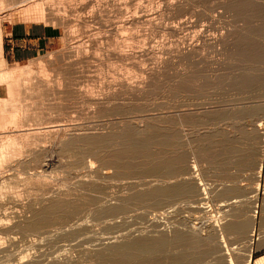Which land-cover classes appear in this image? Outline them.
Segmentation results:
<instances>
[{"label": "rangeland", "instance_id": "374dc122", "mask_svg": "<svg viewBox=\"0 0 264 264\" xmlns=\"http://www.w3.org/2000/svg\"><path fill=\"white\" fill-rule=\"evenodd\" d=\"M12 1H14L13 3L15 4L20 0L18 1L12 0ZM72 1L73 0H46L43 3H39L38 12L42 11L41 8H43L44 11L40 12L37 15V19L32 21H22L19 18L20 14H17L16 11L13 10L11 11L6 7L0 10V24H1L2 34L7 26L19 22L28 25L40 24V25L52 27L56 29L59 35V37L53 41V44L46 51H43L35 59L23 63H10L4 59L5 60L4 66L6 68H20V67L25 68L26 66L27 69L30 68L31 71L34 72L35 76L31 75L30 76L31 79L29 78L27 81L22 82L24 83V86L21 87L22 89L26 87L24 91L25 95H23L24 92H22V97L25 98L26 96V98L30 99L28 100L25 98L26 102L29 103L28 105H30L31 107L32 102L33 104L37 103V105H32V109L28 106L27 107L28 112L30 114L31 112L32 114L36 113V109L42 106L43 111L41 109H37V114H39V112H43L42 114L43 115L45 114L44 116H48V117L43 116L44 118H46V122H51V121L54 122V123L53 122L47 123L44 126H49V127L52 126L51 127L52 130H55V128L56 130L58 129L57 131H54L55 133H53L52 131L49 134L44 135L43 138L41 136L39 139L42 140L39 139L38 140L41 141L42 143H39V141L36 140L35 142L32 143V145L34 144L33 146H37V145L39 146L40 144V147L37 146V149L34 147L36 150L30 146L34 151L31 150V152L29 153L25 152V154L28 153L30 156L31 155L33 156L34 154L35 158L33 161L31 160L33 159L31 158L32 156L29 157V159L31 158L30 159L31 162H30L28 159V154L25 155L24 152H22L21 153L22 157H20V155L17 156L18 160L15 159L16 162L15 163L13 162L16 165L17 162L20 161L22 165L23 164L22 161H24V159L26 158L25 161H27L28 159L27 162L30 163L31 165L24 161L26 168L23 167V170H21L22 169L20 168L21 165L17 169L16 166L11 162V165L13 164L12 165L13 170H11L13 171L12 172L13 174L10 173L11 172L10 169L12 168L10 164H9L10 166L8 165V168L10 167L9 171L8 168H6L7 170L6 169L4 170L5 176H10V174L15 175V173L16 172L19 173L20 170L21 173H23L22 171H24V169L25 172L30 171L28 172L29 174L32 173L33 174L36 173V175L41 174L43 178L49 176L47 175L48 174L47 172H49V174H53V173L55 174V179L53 177L54 175H52V178L54 180H52L51 176L48 177L51 179L52 182L50 181V179L45 180L46 178L45 179L41 178L43 179L44 182L46 181L44 183L45 186L46 184L48 185L54 182V186H52V188H50L51 186L48 185V187L50 186L49 187L50 189L46 186L45 189L47 188L48 189L45 190L43 188L45 186L42 185L39 186V184L38 186L35 183H34L35 185L33 183H32L33 185L24 184L23 180H25L26 178L24 175L28 174L27 172L24 174L19 173L22 178L25 177L23 180L21 178L20 179L18 178L20 176L17 173L18 177L16 178V180L17 179H19V181L21 180L20 181L21 183L18 182L19 183L18 186L20 188L18 187L19 189L18 188L17 189L18 191L20 190L21 192L20 194L22 193L23 194L22 196L19 195L18 197L19 198L18 200L19 201L21 200L20 201L21 203L18 201L13 210L16 211L17 214H19L20 216L23 215L21 217L19 216L20 218L19 220H21L29 215L27 213V208L32 201H37L38 199L39 201L44 202L46 200L48 201V199H53V198L55 199V197L59 198V196L61 198V196L63 197L62 193H65V191L68 194L67 195L65 193L67 195L66 198L68 199L75 198L72 201L73 202L76 201L75 203L79 205L80 211L84 207L83 205H85V207L81 211L82 217L80 216L81 214L80 213L78 217L75 218L74 216V218L72 217L73 219L71 218V221H74L75 224L73 222L72 224L69 219L67 220L68 223L65 222L66 224L63 223L64 225L63 224H60L61 226L59 225L61 228L60 227L58 228L57 224L56 225L54 224L56 227L50 226L52 228L49 227L48 229L46 228L42 229L43 232H40L41 230L38 231L40 233H35V231L32 233L21 232V236H20L19 234L20 232L19 231L16 232L15 230L16 232L15 235L13 234V232H12L13 235L11 234L5 236L0 235V264H19L17 262H20L19 261L20 256L24 257L23 263H26L27 261L30 262L34 261L36 262V264H54L61 261L65 263L64 260L66 261V259H68L67 260L68 263L71 264H96L90 257L91 255L90 252H92L93 250L96 251L98 245H100L99 246L100 248L98 247L97 250L98 249L100 250L103 249L102 246L104 243H105L104 246L106 244L109 245V243L118 244L130 239L128 238L129 236H131V239L133 237L135 239L136 236L138 238H142V236L143 238L145 237L152 238L153 236H154L153 238H157V236L161 234V237L169 238L170 236L171 238L173 234L177 232H181L182 230L183 232L188 231V233L193 232L199 238H204L205 236L208 237L209 236L208 234L213 233L214 231L216 232L215 235L213 233L214 235L213 237L216 238L214 242H212L213 244L212 247L214 246L213 248H215V252L213 250L211 253L207 254L208 256L206 255L207 257L205 256L206 258L203 257L204 260H201L202 259L201 258L199 259L200 262L197 260L198 262H195V264H216L217 260L219 262L217 264H226L228 257L232 259L233 256L234 258L232 260L233 262L234 261L236 262V263L234 262V264H246V262H244L246 255L247 256L249 255L250 257L249 259H251L250 264H253V261L256 258H258L261 255H264V252L255 253V249H258L261 240L264 239V237H261L260 233L257 231L255 227L260 219V216L262 215V211H263L262 208L264 209V91H263L264 78H262L264 77V75L260 74L261 72L264 71L263 70L264 68L260 70V68L264 66V62L262 61L264 59L263 58L264 53H262L264 51V49H262L264 48L263 45L264 34L262 33L264 32L263 31L264 29L262 28L264 27V0H74L75 3L77 2L76 5ZM84 4L86 5V7ZM10 6L11 5L7 7ZM75 6L77 9L74 8ZM255 7L256 10L254 9ZM5 9L6 11H4ZM72 9H75L74 12ZM257 9L260 10L261 13ZM255 11H258L256 12L257 14L254 13ZM241 12H246L249 18L246 15V13H241ZM241 14H244L242 15L243 18L240 16ZM250 14H252L251 16H254L256 14L255 18L254 17L251 18ZM244 16L246 19L247 18L248 19L245 20ZM248 20L252 22V24ZM247 23L248 25L250 24V26L247 25L248 27H250V29L246 27ZM252 26L254 27V29H251L253 28ZM257 28L258 29L262 28V30L260 29V33ZM256 29L259 34H263L261 35V37H259L260 35L257 33ZM250 30L252 31L255 30V31L252 32ZM254 32H256L257 34L255 33L253 35L252 33ZM251 44L254 46V48L252 46H249ZM260 45H261V49L258 48V46L260 47ZM244 48L246 49L244 50ZM250 48H251V52L249 51ZM255 48H257L256 49L257 52L259 49V52L261 53V55H263V57L259 55L260 53L258 52L259 53L258 54L256 50L255 51L252 50ZM241 50H244V52L247 50L248 52H250V55L249 53H247V51L245 52L244 55L243 54L244 52ZM239 52H241L242 54V55L240 54L242 59L245 56H247V59L242 60L239 56ZM255 52L260 56V58L261 57L263 58L261 59V61L258 62L259 56L257 55L258 58H256L257 56ZM236 54L239 56V58L237 57ZM252 56H256V57L249 58ZM254 58L257 59L256 62H258L260 66L261 64L263 65L259 67V64H256V62L253 60ZM244 60L246 62L247 60H249L248 64L251 61H254L255 63L251 62L253 64L250 63L248 65L246 62H242ZM245 64L248 65L249 67L245 66ZM253 65H257L258 67L257 66L254 67ZM71 66L72 69L70 68ZM40 67H44V69L46 68L49 70V71L47 70V73H45L46 75L49 74V72L50 74L52 72V77H55L51 80L50 79L48 80L46 77L49 76V78H52L50 77L51 75L49 74L45 76V78L47 79L45 80V82L41 80V84H43L44 82V84L46 83L47 86L46 84L42 86L40 85L39 79L41 78L38 74H36V71H38ZM245 67H248L249 69L247 68L245 69ZM243 68L247 70V72L245 71L247 74L245 72L243 73L244 71ZM69 69L73 70L71 71L73 73V75L71 73V76ZM56 70H58L61 73V75ZM65 70L67 71V73ZM257 70L261 71V72L259 71L260 72L259 74H256L257 75L256 77H260V78H256L254 77L255 74H252L257 72ZM64 71H65L64 73L65 76L63 74ZM238 71L241 73L240 76H239L240 73ZM55 72H57L58 74ZM54 73L56 74L55 76H53ZM74 73L77 78L73 77L75 76ZM237 73L239 74L237 75ZM62 74L64 78L59 77L62 76ZM244 75L246 76V78L248 77L247 79L253 76L254 80L258 79L257 81L261 83L259 82L255 83L256 81L253 82L254 80H252V82L251 80L249 82L247 80H245L247 82L242 81L243 77L245 79ZM32 78H34L35 80H33ZM58 78L59 79L61 78L60 81ZM237 78H239L237 82L241 80L242 84L243 82H245L246 84L251 82L252 84L250 83L251 85L249 84L250 86L247 85L246 87L245 83L242 85L239 82V86L240 85L241 86L238 87V85L234 84L237 83L235 80ZM36 79H38L39 81ZM56 79L58 80L59 88H57ZM61 80L63 82H61ZM232 80H235V82ZM28 81L30 83H28ZM48 81L50 82L49 84L47 83ZM52 81L54 82V85ZM31 82L33 84L37 83L40 86L37 87V84L33 85ZM126 82L128 83V85L126 84ZM62 83L65 84L64 86L66 87V89L64 88ZM122 83L124 84L122 85ZM50 84L53 85L52 86L54 87L53 89L50 86ZM74 84H76V86ZM28 85L31 86L29 87ZM73 85L75 86V88H73L74 87ZM35 86L37 88H35ZM127 86L130 89H128ZM31 87H33V89ZM40 87L44 90H42ZM39 88H40V92L38 91ZM69 88L71 90L73 89L72 90L73 92H71ZM81 88H83L82 91L83 93H81L82 90ZM34 89L39 93V94L37 93L38 97L37 94H35L36 91L34 92ZM48 89L52 90V92L50 91L51 92L50 93ZM78 89H79V93H78ZM56 90H58L57 91L58 93L56 92ZM64 90H69V92L71 93L67 91L64 92ZM75 90L77 91L75 92ZM29 91L31 92L29 93ZM54 92L56 93L54 94ZM72 93L74 94L77 93L79 99L76 100L77 98L76 96H74L75 98H69V97H73V95H71ZM66 94H70V96L69 95L65 96ZM41 95H43V97ZM50 95L51 98H49ZM52 95L54 96L52 97ZM91 95H93V97ZM44 96L46 98L48 97V99L44 98ZM41 97L43 100L41 99ZM35 98L37 99L36 100L37 102L35 101ZM92 98H94L96 101L94 99H93L94 101L91 100ZM111 98H115V102H114L115 104L112 102L113 99L111 100ZM123 98L126 99L124 100ZM72 99H74L75 102H73L74 100ZM105 99L106 101L109 102L110 105H112L113 110H111L110 108L111 106L108 104V102L105 103L106 102ZM139 100H141L142 102L141 101L139 102ZM53 101L58 102L59 104L57 105V103L54 102V104L58 106L57 107L58 109L56 108L57 112L54 107L55 105L52 104ZM76 101H77V105H76ZM131 101L132 103H130ZM95 102H99V106L96 103L97 110L99 108V111L96 110ZM102 102L105 103L104 104L105 106H102L103 104ZM144 102L146 104H142ZM38 103L39 104L43 103V104L39 106ZM72 103H74L73 105L76 106L75 107L72 106ZM100 104H101V108L103 107L101 110H100ZM115 105L118 106L117 109L119 108L120 112L115 109L116 108ZM123 105H126V108L125 106L123 107ZM146 105L148 107H146ZM35 106L37 108H34ZM50 106L51 108H54V110L47 109L48 107L50 108ZM70 106H72L73 108H71ZM119 106L122 107L123 109L121 110ZM43 107L46 108V110H44ZM29 108L33 111H31ZM138 108H141L142 112L141 109ZM143 108L144 109L146 108V110L144 111ZM114 110H116L117 113L113 112ZM136 110L139 116L136 115L137 114ZM58 111L60 114L61 113L62 114L60 115ZM73 111L75 112L73 113ZM104 111H105V116L107 115V117L104 116L102 117V115H104ZM143 111L146 114L145 116L146 120L145 118H143L144 117V114H142ZM50 112H52L51 114L53 116H57V117H53L55 118V120H53V118L52 120H50V118L52 117L50 116L49 118V115L51 114L48 113ZM96 112H98L99 115H97ZM100 112L103 114H101ZM123 112H125L124 116L122 115ZM130 112L132 113L130 114ZM139 112H141V114ZM71 113L73 114L72 120H70L71 119L70 117L72 116ZM110 113H114V114L116 113L121 115L118 116L114 115V117H112L113 114L110 115ZM251 113L254 114L251 116ZM99 116H101L102 119ZM108 116H111L109 118L112 121L108 119ZM126 116L129 118H127ZM59 117L61 119L62 118H66V119L61 120ZM57 118H59L61 122ZM106 118L109 121H107ZM112 118L115 120L116 124L114 123V120ZM139 118L142 120H140ZM67 119L69 121H67ZM63 120L64 122H62ZM119 120L121 122H119ZM110 121L112 123L111 125L110 124L108 125ZM126 121L130 123L131 122L134 123L129 124L126 123ZM258 122L260 124L262 123L260 127H256L259 124ZM256 123L258 124L256 125ZM57 124H59L60 126H58ZM54 125H56L57 127H55ZM36 127L39 128L40 126L39 127L36 126ZM66 127L71 128V130L68 128L66 129ZM77 127H79L80 129ZM134 127L141 131L142 129L145 130V131L143 130L144 134L142 133L145 137L144 136L142 137L141 134V138H147L151 136L152 133L154 134V131H158L160 135H163V137L167 139L166 141L169 140L168 144L172 145L171 143L172 139L173 140L175 139V144L172 145L173 149L171 151L166 150L167 151L166 154L180 155L182 158H184V161L187 165H189V163L191 165L196 162L195 165L197 170L195 173L198 174H194V172L191 171L188 174L189 175L192 174L194 176L193 178L192 175H190L191 177H189V175H184V177L178 176L181 177L182 179L178 177H175L176 179L172 177H168L165 174H163V176L165 175V177H161V175L154 176L152 174L150 176H145V174L142 176L141 174L140 177L141 176L143 177V178L141 177V179H139L140 177H138V174L135 175L133 174L132 176L128 175L129 178L126 177V179L123 175L121 176L117 175L119 177L118 178L115 175L116 172L114 168L107 169L108 167L110 168V165L106 164V160L110 159L112 156L111 151L109 150L110 151L109 152L108 149L110 148L112 151H114L113 149H116L115 147H118L117 145H115L118 142L113 143L115 147L110 142L108 143H110V146L112 144L111 147H109L108 143L106 144L107 146L105 145V143L102 146V143L104 142L107 136L109 137L108 134L110 132H111L110 134H113L114 132H119V129L120 130L122 129L125 132L127 131L125 129L132 130ZM135 128L133 130L136 131ZM8 129L11 130L12 128L8 127L6 131H8ZM86 129L89 130L87 131ZM74 130H77V132ZM84 130L85 132L86 131L88 132V134L87 132L85 133V135H88V139L90 137V134L92 133L91 138L93 140L90 138V141L92 140L93 143L88 141L87 137H84L85 136ZM70 132L74 136L71 137L72 134H70ZM74 132L76 133V135ZM78 132L79 133L83 132V135L79 134ZM63 133L66 134V136ZM77 135L79 138H77ZM94 135H95V139L97 138L96 140L93 138ZM44 137L47 138V140ZM80 137L81 138L83 137V139H81ZM99 137L100 140L101 139L103 140V142L102 140L101 141L99 140ZM102 137L103 138L105 137V139H103ZM57 138L59 140H57ZM84 138L86 141H84ZM64 139L67 142L64 141ZM31 140H33V138ZM48 140L50 141L49 143L47 142L48 143L47 144L46 141ZM69 141L71 143L74 142L73 144H75V145L72 144L73 147L71 145L72 148H74V146L75 148L76 146L78 148V145H80L78 150H81V152L78 151L77 153V151L74 150L75 148L72 149L71 147L69 148H71L72 151L69 148L66 149V147L63 149L62 146L66 145V143H68ZM52 142H55L53 143V146H52ZM96 142H98L97 143L98 146L101 145L100 147L102 148H99L96 144L97 149L96 148L94 149V147H96L94 146ZM35 143L37 145H35ZM83 143L86 144V149L88 145H90V147L88 146L89 148L87 149V151L89 150V152L83 151L84 158L82 157L81 160L80 158L81 156L79 154L82 153V150H86L84 149L85 146H83ZM41 144L42 146L43 144L45 145L46 149L44 151L47 152L41 150L42 149ZM59 144L60 145L62 144L61 146L62 148L60 147ZM56 146L57 147L59 146L61 149L59 148L58 151V148ZM45 147L43 146V148ZM106 147L107 150L105 149ZM205 147H207L208 149L206 150ZM98 149H101L103 153H101L100 150ZM102 149H105L107 153L105 152V150ZM61 150L63 152L70 151V153L74 151L72 154H69L70 156L71 155L73 156L69 157L68 159L73 160L72 158L74 157V153H76L74 158L76 159V161L81 160L82 165L83 164L86 165L90 160L89 162L90 163L92 162L91 165L93 164L92 167L89 168L90 163H88L89 166L87 164L86 167L85 165L80 167L81 165L78 166L77 165L78 163L75 162V160H73L72 161L73 163L67 161L69 163L68 166H70V168L74 167L72 168L73 170H76L77 168V170L79 171H73L72 169L65 170L68 166L66 168L61 166L67 165V163H65L66 162L65 160H68L67 156L69 155H67L68 153L66 154L65 152L63 153V155L65 156L64 157L61 153L62 152ZM95 150L96 151L98 150L97 152L98 154L96 152H93ZM39 152L42 153L40 155L39 154L37 155V153ZM58 152H60L62 156L58 154ZM94 153L97 154V155L95 154L97 158L94 157L93 155ZM98 155L103 156L104 160L103 159L102 160L103 162L105 161L104 164H106L107 167L104 164L101 165V163L103 162L102 160L99 161L100 157ZM105 155L109 156L110 158L106 159ZM57 156H59L60 158ZM93 158L95 159L93 160ZM85 161L87 163H83ZM258 161L261 163L260 173L257 172V167H258L257 165L259 164ZM78 162L79 164L81 163L80 161ZM257 162L258 164H256ZM26 163L28 165H26ZM42 163L46 165L43 167ZM56 164L58 166H56ZM73 164H75V166L77 167L75 168V166H72ZM96 165L98 169L97 167H95ZM100 165L101 168H103L104 165L105 169L104 168H103L104 170L101 169L99 167ZM22 166H24V164ZM44 168L45 171L43 170ZM55 168H58V170L57 169L55 170ZM81 168L83 170L85 168L84 171L89 174L84 173V171L81 170ZM86 168L88 169V171ZM96 169L98 173L96 172ZM54 170L58 172L57 173L53 172ZM94 170L96 173L94 172ZM109 170L115 173L114 176L112 172L111 173L109 172ZM90 171L91 172L93 171L92 172L93 174L90 173ZM60 172L61 173L63 172L64 174H61ZM75 172H79L81 174L83 172V175L79 173L76 174ZM57 174L59 175L60 179ZM96 174L102 175V176L97 175L99 179H103L102 182L101 180L100 181L98 180ZM63 175L64 176L66 175L68 179L69 176L71 177L72 175L73 177H71L70 179L73 178L72 181L75 180L77 182L74 181L73 182L75 184L74 185L70 183L71 181L67 180V178L64 177ZM78 175L81 177H79ZM92 175L95 176L94 179L98 180V182L93 180ZM122 176L123 179L121 178ZM61 177L63 178V180L64 178H66L64 180L65 181L64 183H66L67 180L68 184L66 183V185H64V183H62L63 180L61 181ZM83 177L87 180V182L89 180V183H87L86 181L84 182ZM159 178H161V180ZM183 178H185V180ZM57 179L58 181L56 182L55 180ZM78 179L80 181H78ZM159 180L161 181L160 183ZM162 180H166V182ZM181 180L189 181L193 185V190H195V188L198 187V185L196 184L201 183L202 185L199 186L200 189L196 192V194L193 193L190 196L187 195L176 196L170 202H167L166 200L163 199L165 203H163L161 206H158V209H156L157 207H155L156 210L154 209V207L149 208L148 206L146 207L141 205L135 206L129 203L126 205L125 209L122 210V212L121 211L117 212V214H114V216L113 215L101 216L102 218L98 217L100 219L98 220L97 216L93 215L95 212L94 209H96L97 211L102 207L105 208L108 206H113V205L115 206V204H117L116 206H119L120 205L119 202H123V200L125 201V199L129 198V196L131 197L133 193L138 192L137 190H140L143 186L145 187H143L142 189L144 188L146 189V187L147 188L153 187L154 184L157 185V183L161 184L162 182L165 183L171 182L169 184H173ZM49 181L50 183H48ZM55 182H56V186L61 187L62 192L60 188L57 189V187H55ZM78 182L81 183V185L83 184L82 185L83 187L81 185L77 186ZM69 183L72 185H70ZM84 183H86L85 185L86 187H84ZM98 183L101 185L99 186ZM102 183L103 184L109 183V185L105 184L107 185L106 187H108V189H106L105 185H102ZM145 183L147 184L150 183L151 185L153 184V186H146ZM61 184L63 185V187ZM93 184L98 185L99 188L101 189L98 190L97 189L98 186H96L97 187L95 188L96 190L95 189L92 190L94 186ZM140 184H145V185L142 186ZM27 185L30 186L27 188V190L30 189L29 192L26 190ZM23 186L25 188L24 191L22 190ZM256 186L258 187L257 189ZM35 187L38 189L37 190L38 192L36 191ZM54 187L56 189H54ZM80 187L82 188V191L80 190L79 192ZM89 188L90 190H92V192L89 190ZM31 189H33L34 191L33 190L31 191ZM41 189L44 190L41 191ZM83 189H85V191ZM201 189H204L205 192L204 191L202 192ZM49 190L52 192H50ZM53 190L55 191L54 193ZM134 190L136 191L133 192ZM44 191H46V194L49 191V196L51 198L48 195L46 196V194L44 195L45 193ZM56 191L58 192L57 194ZM36 192L38 196L35 195ZM41 192L44 193L42 194ZM78 192L80 195L78 194ZM82 192L83 194H81ZM84 192L86 195H84ZM89 192H91V194ZM32 193H34V195L32 196L33 198L31 197ZM39 193L41 194V197L43 198L48 197V198L44 199V201L41 200V198L39 197L40 195ZM52 193L54 194V196L50 195ZM93 193H95L96 195L93 196ZM69 194H72L73 196ZM75 194L77 196H75ZM97 195L99 198L97 197ZM34 196H36L35 198L36 200L34 199ZM68 196H72V197H68ZM79 196L80 199L78 198ZM81 196L84 197L88 196L87 199L90 200L85 201L86 199H84ZM105 197L106 198L110 197V198L105 199ZM29 198L33 200L29 201ZM92 198L96 199L97 201L99 199L102 201L99 200L97 202L95 200L94 202H97L98 204L94 203L95 206L94 207L92 203L94 199ZM103 198L105 199V201H103L104 200ZM231 198H234L235 202H231L229 200ZM110 199L111 201L110 202L107 201V203L109 202L107 204L106 200H110ZM81 200L84 202L81 203L82 202ZM91 200L92 202H90ZM112 201H114L113 205L111 204ZM99 202L101 203L104 202L103 203L104 205H102V207L101 205L99 206L100 204ZM19 203L22 205V208L20 207L21 205H19ZM33 203L35 207L36 206L35 202H32L31 205L33 207ZM105 203L107 206L105 205ZM87 205L89 206L91 205L90 206L91 208L94 207L92 209L94 212L91 210V212L93 213L91 214L93 219L90 216L91 212L89 211V209L91 208ZM96 205H98V207L100 208H96ZM18 206L20 207L21 210L19 209ZM38 206L40 205L37 204L36 207L39 208ZM24 208L26 209V211H23L25 210ZM18 211L21 212L18 213ZM83 211L84 213L90 212L88 215L91 218L85 213L87 215L86 217ZM7 212H11V209H9V211ZM25 213L27 214V216L25 215ZM253 215L255 216V218H253L254 226L252 224L251 225L248 224L251 223L250 222L251 220L248 219L250 218L252 219ZM94 217H96V219ZM77 218L78 221L75 222ZM81 218H83L84 220L83 219L81 220ZM69 222L71 224H69ZM78 222L79 225L84 224V225H80L81 227L85 226L84 229H81V227H77ZM234 223L237 225L239 224L238 227L237 225L236 227L239 229L241 228L240 229L241 231L238 230L232 232L231 230L227 231L225 229L226 228L225 226L227 225L231 226L230 224H234ZM108 224L110 226H108ZM72 225L73 227H71ZM74 225L76 226L74 227ZM64 226L66 228L69 227L70 230L67 228L69 232L67 233L69 235L66 234V230H65L66 228L64 229L62 228ZM55 228H58L56 230L58 232L55 231ZM76 228L77 229L79 228V232L77 231ZM49 229H52L50 231L53 232H49ZM62 229L64 230V232ZM85 229L86 231L87 230L88 231L85 232ZM252 229L254 230V232H252L253 231ZM46 230L48 231V233H46L47 232ZM71 230L73 232L70 233ZM74 230L78 232L77 237L75 236L76 231ZM80 230L83 231H81L80 233ZM209 230H213V231L209 232ZM249 231L252 232L251 237L248 236L249 234H251ZM59 232L61 233L59 234ZM236 232H239V234ZM241 232L244 233L243 235L245 234L246 235L239 238L240 236H242ZM33 233L38 235L37 236L33 235ZM82 233L84 234L82 235ZM23 234H25L27 237H24L25 235ZM71 234H74L73 238L76 237L74 240ZM216 234L218 237L216 236ZM56 235L58 236L57 238ZM66 235L68 237L65 238ZM123 235L124 236L126 235L125 237L128 239L123 238L124 237ZM70 236L72 239L69 238ZM220 236H222L221 238L224 239L225 242L224 241L223 242L226 244V247L229 246V250H231L230 247L231 248L233 246L235 247V249L233 247L231 253L228 250L229 253L227 252L225 254L224 252L225 247L222 246L224 244L222 242L223 239L221 240ZM247 237H249L251 244L249 243V240H247ZM250 238H252V240ZM219 239L220 241H218ZM221 246L223 248H221ZM86 250H88L89 252H87ZM179 251L174 250L171 253L174 252L177 253ZM223 252L226 256L223 254ZM225 257L227 259H225ZM54 259H56L55 260L56 262L53 261ZM69 260H73V261H69Z\"/></svg>", "mask_w": 264, "mask_h": 264}, {"label": "bare ground", "instance_id": "6f19581e", "mask_svg": "<svg viewBox=\"0 0 264 264\" xmlns=\"http://www.w3.org/2000/svg\"><path fill=\"white\" fill-rule=\"evenodd\" d=\"M18 1V0H17ZM46 0H20L19 2H17V3H13L14 1H12V0H0V10H2V9H4L5 7L7 8V9H10L11 11L13 10V11H16V13L17 14H20V19L22 20V21H32V20H36L37 19V15L40 13V12H43L44 10H43V8H41V10L42 11H40V12H38V4L39 3H43V2H45ZM16 2V1H15ZM72 2H74V0L72 1ZM75 3V2H74ZM77 3V2H76ZM76 3H75V5H76ZM9 5H11L10 7H7V6H9ZM82 5H83V3H82ZM85 5V4H84ZM240 5V4H239ZM242 5H243V3H242ZM41 6V5H40ZM72 6V5H71ZM74 6V5H73ZM81 6V5H80ZM85 7H86V5H85ZM238 7V6H237ZM70 8H72V7H70ZM74 8H76V6L74 7ZM239 8V7H238ZM77 9V8H76ZM79 9V8H78ZM251 9V8H250ZM255 10H256V7L254 8ZM73 10V12H74V10L75 9H72ZM258 10V9H257ZM4 11H6V9L4 10ZM252 11V10H251ZM254 11V10H253ZM259 12H260V10H258ZM258 11H255L254 13H256V12H258ZM8 12V11H7ZM241 13H246V12H241ZM261 13V12H260ZM253 14V13H252ZM252 14H250V16L252 15ZM257 14V13H256ZM256 14L254 15V16H251V18L252 17H254L255 18V16H256ZM242 15H244V14H241L240 16L242 17ZM246 15L248 16V14L246 13ZM245 15V16H246ZM7 16V15H6ZM245 16H244V18H245ZM8 17V16H7ZM243 18V17H242ZM248 18H249V16H248ZM247 18V19H248ZM246 18H245V20H247ZM249 21V20H248ZM250 22V21H249ZM248 22V23H249ZM248 23L246 24V27L248 28V29H250V27H248V26H250V24L248 25ZM251 24H252V22H250ZM248 25V26H247ZM245 27V28H246ZM253 27V26H252ZM259 28V27H258ZM257 28V29H258ZM263 29H264V27H262ZM262 28H260L261 30H262ZM251 29H254V27L253 28H251ZM257 29H256V31H257ZM260 29H258V31H259V33H260ZM247 30V29H246ZM250 31H252V30H250ZM253 31H255V30H253ZM252 31V32H253ZM258 31H257V33H258ZM264 31V30H263ZM262 32V31H261ZM256 32H254V33H252L253 35L255 34ZM256 33V34H257ZM258 33V34H259ZM263 34H264V32H262ZM263 34H259L258 36L259 37H261V35H263ZM251 35V34H250ZM264 37V36H263ZM262 37V38H263ZM261 38V39H262ZM264 41V40H263ZM254 45H257V44H254ZM264 45V44H263ZM249 46H252L253 48H254V46L251 44V45H249ZM251 47V48H252ZM263 47V46H262ZM251 48H250V52H251ZM258 48L259 49H261V45H260V47L258 46ZM246 48H244V50H245ZM257 48H255V49H252L253 51H255ZM259 49H258V52H259ZM262 49H264V48H262ZM244 50H241V51H243L244 52ZM247 51V50H246ZM245 51V52H246ZM242 52V53H243ZM245 52L243 53L244 55H245ZM250 52H248L247 51V53H249V55H250ZM256 52H257V50H256ZM255 52V53H256ZM257 52V53H258ZM262 52V51H261ZM253 53V52H252ZM251 53V54H252ZM256 53V56L260 53H258L257 54ZM262 53H264V51L262 52ZM240 54H241V52H239V56H240ZM254 54V53H253ZM252 54V55H253ZM237 55V54H236ZM242 55V54H241ZM247 55V54H246ZM255 55V54H254ZM259 55H261V53L259 54ZM258 55V56H259ZM239 56L237 55V57L239 58ZM256 56H252V57H249V58H253V57H256ZM258 56L256 57V58H258ZM262 57H263V55H261ZM246 57V58H245ZM243 59H247V56H245ZM260 58V56H259V59H258V62L259 61H261V59H263V58ZM240 58H241V56H240ZM248 58V59H249ZM256 58H254L253 60L256 62L257 61V59ZM242 59V58H241ZM242 59V60H243ZM256 59V60H255ZM252 60V59H251ZM250 60V61H251ZM254 61H251V62H254ZM263 62H264V59L262 60ZM242 62H246L245 60L244 61H242ZM248 62H249V60H247V64H248ZM250 62V63H251ZM254 62V63H255ZM258 62H256V64H259ZM249 63V64H250ZM261 63V62H260ZM248 64V65H249ZM251 64H253V63H251ZM5 60H4V57H3V49H2V29H1V24H0V235H9V234H11V235H15V233L16 232H20L19 234H20V236H21V232L23 233V232H34L35 231V233H40V232H43L42 231V229H48L50 226H53V227H56L55 225L57 224V226H58V228L61 226L60 224H63V223H68V221L67 220H69L70 219V221H71V218L73 217L74 218V216H75V218L76 217H78V215L81 213V211L83 210V208L85 207V205H83L84 207L82 208V210L80 211L79 209H80V207H79V205H77L75 202L76 201H72V200H74V199H72V198H70V199H68V198H66V196L68 195L67 193H66V191H65V193L67 194H65V193H62V195H63V197L61 196V198H60V196H59V198H56L55 197V199L53 198V199H48V201L46 200V201H44V199H47L48 197H46V198H43V197H41V194L39 195V197L41 198V200H43L44 202H46V203H44V202H42V201H39L38 199H37V201H32L31 200V198H29V201L31 200L32 202H35V204H36V206H37V204L38 205H40V206H38L39 208H37L36 206L34 207V203H33V207H32V205H31V203H30V205L28 206V208H27V213L29 214L28 216H27V214L25 213V215L27 216V217H22L23 219H21V220H19L20 218H19V214H17V212L16 211H14L13 209H14V207H15V205H16V203L19 201L18 199V197H19V195H21L22 196V194H20L21 192H20V190L18 191V189L20 188L19 186H18V182H20L19 181V179L21 178L22 180L25 178V180H23L24 182V184H36L37 186H38V184H39V186L40 185H42V186H45V182L43 181V179H45V180H47V179H50V178H48V177H50L51 176V178H52V175H54L53 177H54V179H55V174L53 173V172H56L55 170L57 169L58 170V168H55V170L52 172L53 174H49V172H47L48 174L47 175H49L48 177H44L43 178V176L40 174V175H36V173H32V174H29L28 172H30V171H26L28 174H25L23 177L24 178H22L21 177V175L19 174V173H21V170H23V167L24 168H26V166H25V163H24V161L26 160V158L24 159V161H22L23 162V164H24V166H22L21 165V162L19 161V162H17V164L15 165L14 163L16 162V160L15 159H17L18 157L17 156H19L20 155V157H22L21 156V153L22 152H24V154H25V152H31V150L32 151H34L33 149H37V144L35 143V145H37V146H33L32 145V143L33 142H35V140L36 141H39V140H42V139H39L41 136H42V138H43V136L44 135H46V134H49L50 132H52L53 131V133H55L54 131H57L56 130V128L55 127H57L56 125H54L55 127V130H52L51 129V127H49V126H44L45 124H47V123H51V122H53V121H51V122H46V118H44V117H48V116H44L42 113L43 112H39V114H37V109H41L42 111H43V109H42V106H41V104H43V103H41V104H39V106H41V107H39V108H37L36 106L34 107V108H37L36 109V113H33L32 114V112L31 111H33V110H31L32 109V105H37V103H35V104H33V102H32V104H31V107H30V105H28L29 103H27L26 102V99H28V98H26V96H25V98H23L22 97V92H24L25 91V88L24 89H22L21 87L22 86H24V83H22V82H24V81H27L29 78H30V76L32 75V76H35V74H34V72H32L31 71V69L29 70V69H27L26 68V66H25V68H23V67H20V68H6L5 66ZM244 65V64H243ZM242 65V66H243ZM248 65H246L245 64V66H248ZM263 64H261V66H262ZM69 66V65H68ZM68 66H66V67H68ZM250 66H252V65H250ZM254 67L255 66H257V65H253ZM260 66V64H259V67H261ZM244 67V66H243ZM249 67V66H248ZM248 67H245V69L247 68V69H249ZM253 67V68H254ZM258 67V66H257ZM71 69H72V66L70 67ZM242 68V67H241ZM240 68V69H241ZM253 68H251V69H253ZM262 68H264V66H262L261 68H260V70L262 69ZM240 69H239V71H240ZM244 69V68H243ZM242 69V70H243ZM244 69V71H243V73L246 71L247 72V70H245ZM250 69V70H251ZM256 69V68H255ZM254 69V70H255ZM258 69V68H257ZM47 70L48 69H44V67H40V69H38V71H36V74H38L39 76H40V78L41 79H39L40 80V85L42 86V85H45L44 84V82H45V80H51V79H53V78H55V77H52V72H51V74H50V72H49V74L51 75L50 77H52V78H49V76L48 77H46L45 78V76H47V75H49V74H45V73H47ZM54 70V69H53ZM70 70V69H69ZM242 70H241V73H242ZM260 70H257V72H255V71H253V72H255V73H252V74H255L254 75V77H256L257 75L256 74H259L261 71ZM264 70V69H263ZM262 70V71H263ZM49 71V70H48ZM56 71H58V70H56ZM62 71H63V69H62ZM66 71V70H65ZM65 71L63 72V74L65 73ZM71 71H73V70H70V76H71ZM238 71V72H239ZM260 71V72H259ZM245 72V73H246ZM264 72V71H263ZM263 72H261L260 74H262V75H264V73ZM55 73H57V72H55ZM54 73V75L53 76H55L56 74ZM58 73H60L59 71H58ZM57 73V74H58ZM66 73H67V71H66ZM240 73V72H239ZM239 73H237V75L239 74ZM241 73L239 74V76L241 75ZM250 73V72H249ZM34 74V75H33ZM63 74H62V76H63ZM247 74V73H246ZM251 74V75H252ZM60 75H61V73H60ZM72 75H73V73H72ZM74 75H75V73H74ZM249 75V74H248ZM37 76V75H36ZM62 76H59V77H61V78H64V76H65V74H64V76L62 77ZM66 76H68V75H66ZM238 76V77H239ZM243 76V75H242ZM241 76V77H242ZM245 76V75H244ZM258 76H261V75H258ZM57 77V76H56ZM73 77H76V75L75 76H73ZM250 77V76H249ZM253 76H251V78H249V79H247L246 78V76H245V79H244V77H243V80L242 81H245V80H247L248 82L251 80V82H252V80H254V77L252 78ZM60 78V79H61ZM77 78V77H76ZM256 78H260V77H256ZM255 78V79H256ZM262 78H264V77H262ZM31 79V78H30ZM33 80H35L34 78H32ZM59 79V78H58ZM60 79H59V81H60ZM66 79V78H65ZM73 79V78H72ZM239 78H237V79H235L236 80V82H237V80H238ZM36 80H38V79H36ZM38 80V81H39ZM41 80H43L44 82H43V84H41ZM57 80V79H56ZM64 80V79H63ZM67 80V79H66ZM77 80H79V79H77ZM235 80H232V81H234L235 82ZM258 80V79H257ZM257 80H254L253 82H255V83H257V82H259V81H257ZM260 80V79H259ZM262 80V79H261ZM55 81V80H54ZM65 81V80H64ZM241 80L239 81L240 83L242 82ZM247 81H245V82H247ZM34 82V81H33ZM53 82V81H52ZM56 82V81H55ZM61 82H63L62 80H61ZM233 82V83H234ZM239 82H237V83H234L235 85H238V87H240L239 86ZM245 82H243V84L245 83ZM250 82V83H251ZM22 83V84H21ZM28 83H30L29 81H28ZM32 83V82H31ZM39 83V82H38ZM48 84L50 83L49 81L47 82ZM65 83V82H64ZM250 83H245V86L247 87V85H249ZM259 83H261V82H259ZM263 83V82H262ZM33 84V83H32ZM31 84V85H32ZM37 84V83H36ZM35 83L33 84V85H36ZM57 88H59L58 86V80H57ZM63 84V83H62ZM124 83H122V85H123ZM126 84L128 85V83L126 82ZM242 84V83H241ZM242 84V85H243ZM252 84V83H251ZM250 84V85H251ZM27 85V84H26ZM30 85V86H31ZM40 85H38L37 84V87L38 86H40ZM53 85H54V82H53ZM52 84H50V86L52 87L53 86ZM65 84H63V86H64ZM75 86H76V84H74ZM73 85V86H74ZM249 85V86H250ZM264 85V84H263ZM263 85H262V87H263ZM29 86V85H28ZM29 86V87H30ZM46 86H47V84H46ZM49 86V85H48ZM49 86V87H50ZM62 86V87H63ZM75 86L73 87V88H75ZM131 86V85H130ZM34 87V86H33ZM33 87H31L32 89H33ZM36 86H35V88H37ZM50 87V88H51ZM60 87H61V85H60ZM69 87V86H68ZM80 87V86H79ZM82 87V86H81ZM124 87V86H123ZM125 87H126V85H125ZM124 87V88H125ZM128 87V86H127ZM242 87H244V86H242ZM30 88V89H31ZM41 88V87H40ZM40 88H39V92H40ZM48 88V87H47ZM54 87H52V89H53ZM56 88V87H55ZM56 88V89H57ZM64 88L66 89V87L64 86ZM71 88V87H70ZM69 88V89H70ZM77 88H78V85H77ZM132 88V87H131ZM249 88V87H248ZM264 88V87H263ZM42 89V88H41ZM82 90H81V93H83L82 91H83V88H81ZM126 89V88H125ZM128 89H130L129 87H128ZM262 89V88H261ZM42 90H44V89H42ZM47 90V89H46ZM55 90V89H54ZM60 90V89H59ZM71 90V89H70ZM73 90V89H72ZM71 90V92H73ZM36 90L34 89V92H35ZM48 91L50 92H52V90H50V89H48ZM58 90H56V92H57ZM69 92V90H64V92ZM77 90H75V92H76ZM264 91V90H263ZM31 91H29V93H30ZM32 92H33V90H32ZM50 92V93H51ZM56 92H54V94L56 93ZM60 92V91H59ZM71 92H69V93H71ZM27 93V92H26ZM38 92L36 91V93L35 94H37ZM58 93V92H57ZM78 93H79V89H78ZM39 94V93H38ZM38 94H37V97H38ZM53 94V93H52ZM23 95H25V92H24V94ZM30 95V94H29ZM32 95V94H31ZM45 95H46V93H45ZM48 95V94H47ZM67 95H69L70 96V94H66L65 96H67ZM71 95H73V97H69V98H75L74 96H76L77 98H76V100L77 99H79V97H78V95H77V93H72ZM40 96V95H39ZM42 97H43V95H41ZM49 96V95H48ZM54 95H52V97H53ZM82 96V95H81ZM92 97H93V95H91ZM36 97V98H37ZM42 97H41V99H42ZM35 98V101L38 99H36ZM44 98H46L45 96H44ZM49 98H51V95H50V97ZM66 98V97H65ZM68 98V97H67ZM91 98V97H90ZM40 99V98H39ZM46 99H48V97L46 98ZM45 99V100H46ZM60 99V98H59ZM58 99V100H59ZM94 98H92L91 100H93ZM103 99V98H102ZM101 99V100H102ZM114 101H113V100ZM124 99V98H123ZM126 99V98H125ZM124 99V100H125ZM28 100H30V99H28ZM27 100V101H28ZM43 100V99H42ZM50 100V99H49ZM53 100V99H52ZM55 100H57V99H55ZM64 100V99H63ZM66 100V99H65ZM72 100H74V99H72ZM71 100V101H72ZM95 100V99H94ZM93 100V101H94ZM99 100V99H98ZM97 100V101H98ZM104 100V99H103ZM108 100H109V98H108ZM111 100H112V102L114 103L115 102V98H111ZM34 101V100H33ZM48 101V100H47ZM60 101H62V100H60ZM96 101V100H95ZM105 101H106V99H105ZM135 101V100H134ZM141 100H139V102H140ZM37 102V101H36ZM38 102H39V100H38ZM46 102V101H45ZM54 102L55 101H53V105H55L54 107H55V110H56V108L58 107V106H56V104H54ZM70 102V101H69ZM73 102H75V100L73 101ZM108 101H106L105 103H107ZM142 102V101H141ZM55 103H57V105H59L58 104V102H55ZM71 103V102H70ZM69 103V104H70ZM96 103L98 104V106H99V102H95V107H96ZM103 103V102H102ZM101 103V104H102ZM105 103H103L102 104V106H105L104 104ZM130 103H132V101L130 102ZM50 104V103H49ZM52 104H51V106H52ZM74 103H72V106H74L73 105ZM101 104H100V110L103 108H101ZM108 104H109V102H108ZM115 104V103H114ZM124 104V103H123ZM137 104V103H136ZM142 104H146L145 102L144 103H142ZM45 105H46V103H45ZM71 105V104H70ZM76 105H77V101H76ZM75 105V106H76ZM107 105V104H106ZM110 105V104H109ZM30 107L29 109L31 110L30 112H31V114L28 112V109H27V107ZM48 106V105H47ZM51 106H50V108L48 107L47 109H53L54 110V108H51ZM72 106H70L71 108H73ZM74 106V107H75ZM94 106V105H93ZM111 107V110H113L112 108V105H110ZM116 106V105H115ZM125 106V108H126V105H123V107ZM131 106V105H130ZM136 106V105H135ZM109 107V106H108ZM117 107L118 106H116V110H120L119 108L117 109ZM120 107V106H119ZM128 107V106H127ZM146 107H148L147 105H146ZM44 108V107H43ZM90 108V107H89ZM121 108V110L123 109L122 107H120ZM124 108V109H125ZM129 108V107H128ZM58 109V108H57ZM109 109V108H108ZM130 109V108H129ZM129 109H127V110H129ZM138 109H141V108H138ZM144 109V108H143ZM40 110V111H41ZM44 110H46V108H44ZM96 110H97V107H96ZM110 110V111H111ZM116 110H114L113 112H116ZM126 110V111H127ZM146 110V108L144 109V111ZM39 111V110H38ZM70 111H72V110H70ZM97 111H99V108H98V110ZM109 111V112H110ZM131 111V110H130ZM134 111V110H133ZM144 111H143V113L142 114H144V117L143 118H145V120H146V114L144 113ZM147 111H148V109H147ZM146 111V112H147ZM46 112V111H45ZM56 112H57V110H56ZM75 111H73V113H74ZM120 112V111H119ZM141 112H142V109H141ZM141 112H139L140 114H141ZM52 112H50V113H48V114H51ZM58 113H59V111H58ZM58 113H56V114H58ZM64 113H66V112H64ZM97 113V115H99L98 114V112H96ZM101 113V112H100ZM117 113V112H116ZM114 114V113H110V115L111 114H113L112 115V117H114V115L115 116H118V115H121V114ZM122 113V112H121ZM124 113L125 112H123V116H124ZM129 113V112H128ZM132 112H130V114H131ZM137 113V114H136ZM136 115H138V112H137V110H136ZM42 114V115H41ZM60 114V113H59ZM62 114V113H61ZM60 114V115H61ZM69 114V113H68ZM72 114V113H71ZM101 114H103V113H101ZM107 114H109V113H107ZM134 114V113H133ZM254 114V113H253ZM252 113H251V116L253 115ZM60 115H58V116H60ZM65 115V114H64ZM96 115V116H97ZM129 115V114H128ZM127 115V116H128ZM44 116V117H43ZM50 116H52L51 118H50ZM107 117V115L105 116V111H104V115H102V117ZM122 116V117H123ZM126 116V117H127ZM139 116V115H138ZM148 116V115H147ZM53 117H57V116H53L52 114L51 115H49V118H50V120H52V118ZM62 117V116H61ZM65 117V116H64ZM67 117H69V116H67ZM73 114H72V116L70 117L71 119L70 120H72L73 118ZM98 117V116H97ZM99 117H101V116H99ZM102 117H101V119H102ZM109 117H111V116H108V119H110ZM121 117V118H122ZM125 117V118H126ZM152 117V116H151ZM49 118H48V120H49ZM60 118V117H59ZM59 118H57V119H59ZM115 118H117V117H115ZM124 118V117H123ZM127 118H129V117H127ZM148 118V117H147ZM56 119V120H57ZM61 119V118H60ZM59 119V120H60ZM62 119H66V118H62ZM61 119V120H62ZM69 119V118H68ZM67 119V121H69ZM107 118H106V120L107 121H109ZM113 119V118H112ZM140 119V118H139ZM47 120V121H48ZM53 120H55V118H53ZM61 120H60V122H61ZM111 120V119H110ZM114 120V119H113ZM125 120V119H124ZM124 120H123V122H124ZM127 120V119H126ZM129 120V119H128ZM140 120H142V119H140ZM58 121V120H57ZM112 121V120H111ZM110 121V123H108V125L110 124L111 125V122ZM133 121V120H132ZM62 122H64V120L62 121ZM118 122V121H117ZM119 122H121L120 120H119ZM118 122V123H119ZM260 122V121H259ZM258 122V123H259ZM54 123V122H53ZM105 123H106V121H105ZM114 123H115V120H114ZM113 123V124H114ZM126 123H129V124H133L134 122H127L126 121ZM258 123H256V125L258 124ZM64 124V123H63ZM103 124V123H102ZM116 124V123H115ZM262 124V123H261ZM261 124L259 123L256 127H260L261 126ZM44 127H43V126ZM58 126H60L59 124H57ZM104 125H107V124H104ZM36 126H40L39 128H37ZM64 126V125H63ZM62 126V127H63ZM103 126V125H102ZM114 126H116V125H114ZM130 126V125H129ZM128 126V127H129ZM12 128L11 130H9L8 129V131H6V129L7 128ZM26 127V128H25ZM70 127V126H69ZM131 127H133V126H131ZM137 127V126H136ZM61 128V127H60ZM65 128V127H64ZM64 128H63V130H64ZM68 127H66V129H67ZM73 128H75V127H73ZM77 128H79V127H77ZM76 128V129H77ZM135 128V127H134ZM133 128V129H134ZM254 128V127H253ZM62 129V128H61ZM68 129H70L71 130V128H68ZM80 129V128H79ZM132 129V130H133ZM136 129V128H135ZM142 129V128H141ZM69 130V131H70ZM73 130V129H72ZM87 131L89 130V129H86ZM116 130V129H115ZM122 130V129H121ZM120 129H119V132H114L113 134H108L109 135V137L107 136L106 137V139H105V137L103 138V139H105L104 140V142H103V140H102V146H103V144L105 143V145L108 143V142H110V143H117V144H115V145H117L118 147H115V145H114V147L116 148V149H113L114 151H112L110 148L108 149V151L110 150L111 151V158L109 157V156H106V159L107 158H110V159H107L106 160V164H109L110 165V168L108 167L107 169H113L114 168V170H115V172H116V174L113 172V171H110L109 170V172L111 173H113V176H114V174L117 176V175H123L124 177H125V179H126V177H128L129 178V176H132L133 174L135 175V174H138V177H140V175L142 174V176L145 174V176H150L151 174L152 175H161V177H165V175H167L168 177H172V178H175V177H178V176H183L184 177V175H189L188 173L189 172H191V171H193L194 172V174H198V173H195L196 172V170H197V168H196V162L195 163H193V164H191L190 165V163L189 162H187V163H189V165H187L186 163H185V161H184V158H182L180 155H172V154H166L167 153V151L166 150H168V151H171L172 149H173V147H172V145H174L175 144V139L173 140L172 139V145L171 144H168V141H166L167 139L166 138H164L163 137V135H160V133L158 132V131H154V134L152 135L151 133V136H149V137H147V138H141V134L143 133V130L144 129H142V131L141 130H138V129H136V131L135 130H131V129H125V130H127V131H125L124 132V130H122L121 131ZM68 131V130H67ZM74 131H76L77 132V130H74ZM86 131V132H87ZM121 131V132H120ZM128 131H130V132H128ZM145 131V130H144ZM73 132V131H72ZM85 130H84V135H85ZM112 132H113V129H112ZM132 132V133H131ZM156 132V133H155ZM158 132V133H157ZM52 133V134H53ZM75 133V132H74ZM79 133V132H78ZM90 133V132H89ZM64 134V133H63ZM68 134V133H67ZM70 134H72L71 132H70ZM79 134H82L83 135V132L82 133H79ZM87 134H88V132H87ZM92 134V133H91ZM91 134H90V137H89V139H88V135H85L84 137H87V140L88 141H90V138H91ZM144 134V133H143ZM142 134V137L144 136ZM149 134V135H150ZM55 135H57V134H55ZM65 136H66V134H64ZM63 135V136H64ZM75 135H76V133H75ZM49 136V135H48ZM51 136V135H50ZM57 136H59V135H57ZM72 136H74L73 134L71 135V137ZM79 136H81V135H79ZM148 136V135H147ZM93 137V136H92ZM145 137V136H144ZM175 137V136H174ZM173 137V138H174ZM33 138V140H31ZM35 138V139H34ZM45 138V137H44ZM54 138V137H53ZM65 138V137H64ZM67 138V137H66ZM74 138V137H73ZM77 138H79L78 137V135H77ZM81 138V137H80ZM94 139H95V135H94V137H93ZM39 139V140H38ZM46 140H47V138H45ZM48 139H49V137H48ZM52 139V138H51ZM63 139V138H62ZM81 139H83V137L81 138ZM92 139V138H91ZM97 139V138H96ZM95 139V140H96ZM55 140V139H54ZM57 140H59L58 138H57ZM61 140V139H60ZM68 140V139H67ZM71 140H72V138H71ZM93 140V139H92ZM92 140L90 141L91 143H93L92 142ZM99 140H100V137H99ZM100 140V141H101ZM171 140V139H170ZM43 141H44V139H43ZM49 141L50 140H48V141H46V143L48 142L49 143ZM64 141H66L65 139H64ZM76 141V140H75ZM84 141H86L85 140V138H84ZM98 141V140H97ZM67 142V141H66ZM65 142V143H66ZM30 143H31V145H30ZM39 143H42L41 141H39ZM45 143V142H44ZM47 143V144H48ZM53 143H55V142H52V146H53ZM74 142H68V143H66V145H64V146H62V144L60 145V147L62 146L63 147V149L66 147V149L67 148H69V147H71V145L73 144ZM86 143V142H85ZM98 142H96L95 143V145L94 146H96V144H97ZM100 143V144H101ZM110 143H108L109 144V147H111L112 146V144H111V146H110ZM89 144V143H88ZM73 145H75V144H73ZM73 145H72V147H73ZM82 145V144H81ZM28 146H29V149H28ZM33 148H31V147ZM41 146H42V144H41ZM43 146L45 147V145L43 144ZM43 146L41 147L42 149L41 150H45L46 149V147L45 148H43ZM47 146V145H46ZM49 146V145H48ZM51 146V145H50ZM83 146H85V148L84 149H86V144H84L83 143ZM83 146H82V149H83ZM89 147H90V145H88ZM87 146V149L89 148ZM97 146H98V144H97ZM97 146L96 147H94V149L96 148L97 149ZM101 146V145H100ZM100 146H98L99 148H102V147H100ZM107 146V145H106ZM207 146V145H206ZM35 147V148H34ZM38 147H40V144H39V146ZM57 147V146H56ZM59 146L57 147L58 148V151H59V148H60ZM61 147V148H62ZM71 147V148H72ZM79 147H80V145H78V148H77V146H76V148H75V146H74V148H72V149H74V150H76L77 151V153H78V151H80L81 152V150H78L79 149ZM208 147H209V145H208ZM26 148H27V150H26ZM31 148V149H30ZM47 148H49V147H47ZM60 148V149H61ZM71 148H69L71 151H72V149ZM206 148V150L208 149L207 147H205ZM35 149V150H36ZM39 149V148H38ZM87 149L86 150H82V153L81 154H79L81 157V160H82V157H83V151H87ZM91 149V148H90ZM94 149H92V150H94ZM106 150H107V147L105 148ZM105 149H102V150H105ZM210 149V148H209ZM55 150V149H54ZM57 150V149H56ZM91 150V151H92ZM98 150H100V152L101 153H103V151H101V149H98ZM98 150L96 151H93V152H98ZM105 150V152L107 153V151ZM39 151V150H38ZM50 151V150H49ZM62 151V150H61ZM60 151V152H61ZM65 151V150H64ZM109 151V152H110ZM44 152H47V151H44ZM52 152V151H51ZM58 152V154H60L61 155V153H62V155H63V153H65V152ZM74 152V151H73ZM73 152H71L70 153V151L68 152H66V154L67 155H69V154H72ZM79 152V153H80ZM84 152V153H85ZM87 152H89V150L87 151ZM99 152V153H100ZM28 153H26V154H28ZM35 153V152H34ZM42 153V152H41ZM40 152L39 153H37V155L39 154H41ZM90 153H92V152H90ZM96 153H94L93 155H94V157L95 158H97L96 157V155L98 154H96ZM25 154V155H26ZM32 154V153H31ZM48 154V153H47ZM65 154V155H66ZM75 154L76 153H74V157L72 158L73 160H75V162H77L78 164V166L79 165H81L80 167H82L83 165H85V164H83L82 165V162H81V160H77L76 161V159H74L75 158ZM96 154V155H95ZM109 154V153H108ZM36 155V156H37ZM43 155V154H42ZM44 155H45V153H44ZM57 155V154H56ZM59 155V156H60ZM61 155V156H62ZM66 155V156H67ZM89 155H92V154H89ZM103 155V154H102ZM32 156V155H31ZM29 154H28V159H29V157H31ZM59 156H57V157H59ZM64 156V155H63ZM71 156H73V155H71ZM70 155L69 156H67V159L69 158V157H71ZM85 156V155H84ZM99 156V155H98ZM104 156V155H103ZM103 156H99L100 157V160L99 161H101L102 159L104 160V158H103ZM261 156V155H260ZM25 157H27V156H25ZM38 157V156H37ZM65 157V156H64ZM77 157H78V155H77ZM89 157H92V156H89ZM23 158H24V156H23ZM31 158H33V159H31ZM30 159L33 161L34 160V154H33V156L31 157ZM46 158H47V156H46ZM60 158V157H59ZM58 158V159H59ZM84 158V157H83ZM95 158H93V160L95 159ZM219 158V157H218ZM21 159V158H20ZM19 159V160H20ZM28 159H27V161H28ZM30 159H29V161H30ZM37 159V158H36ZM41 159V158H40ZM44 159V158H43ZM62 159V158H61ZM64 159H66V158H64ZM92 159V158H91ZM13 160H15V161H13ZM18 160V159H17ZM42 160V159H41ZM45 160V159H44ZM44 160H43V162H44ZM73 160H70V159H68V160H65L66 162L65 163H67V165H65V166H61V167H67L68 166V162L67 161H69V162H72ZM97 160V159H96ZM95 160V161H96ZM103 160H102V162H103ZM27 161H25V162H27ZM38 161H39V158H38ZM61 161H63V160H61ZM60 161V162H61ZM78 161H80L81 163L79 164V162ZM88 161V160H87ZM90 161V160H89ZM88 161V163H90ZM219 161V160H218ZM11 162L16 166V168L18 169V167L20 166V168H22L20 171H19V173L18 172H16L15 173V175H11V174H13L12 172L13 171H11V170H13V167H12V165H11ZM31 162V161H30ZM57 162H59V161H57ZM191 162V161H190ZM259 162V161H258ZM258 162L256 163V164H258ZM260 162H261V160H260ZM259 162V164L257 165L258 167H257V172L258 173H260V171H261V163ZM28 163V162H27ZM26 163V165H28V164H30V163H28L27 164ZM38 163V162H37ZM64 163V162H63ZM64 163V164H65ZM73 163V162H72ZM71 163V164H72ZM83 163H87L86 161L85 162H83ZM87 163V164H88ZM92 163V162H91ZM91 163H90V166H89V164H88V166H89V168L90 167H92V165H91ZM98 163V162H97ZM101 163V162H100ZM105 163V161L103 162V163H101V165L102 164H104ZM11 165V169H10V176H5L4 175V170L6 169V168H8V165ZM70 164V165H71ZM76 164V163H75ZM75 164H73L72 166H75ZM87 164L85 165V167L87 166ZM99 164V163H98ZM97 164V165H98ZM106 164H104V165H106ZM9 165V166H10ZM31 165V164H30ZM46 165V164H45ZM43 163H42V166L44 167L45 166ZM49 165V164H48ZM63 165V164H62ZM97 165L95 166V167H97ZM101 165L99 166L100 168H101ZM104 165H103V168H104ZM108 165V166H109ZM56 166H58L57 164H56ZM55 166V167H56ZM112 166V167H111ZM31 167V166H30ZM69 167V168H68ZM65 170H69V169H72V168H74V167H72V168H70V166H68ZM77 166H75V168H76ZM106 167H107V165H106ZM10 168V167H9ZM9 168H8V171H9ZM27 168H28V166H27ZM49 168H50V166H49ZM88 168V167H87ZM86 168V169H87ZM103 168H101V169H103ZM16 169V170H17ZM60 169V168H59ZM92 169V168H91ZM90 169V170H91ZM97 169H98V167H97ZM97 169H96V172H97ZM100 169V170H101ZM105 169V168H104ZM103 169V170H104ZM106 169V170H107ZM7 170V169H6ZM44 171H45V168L43 169ZM50 170V169H49ZM48 170V171H49ZM51 170H52V167H51ZM50 170V171H51ZM64 170V171H65ZM73 170V169H72ZM71 170V171H72ZM81 170H83L82 168H81ZM80 170V171H81ZM84 170H85V168H84ZM83 170V171H84ZM190 170V171H189ZM73 171H79V170H77V168H76V170H73ZM72 171V172H73ZM87 171H88V169H87ZM102 171V170H101ZM108 171V170H107ZM14 172H15V169H14ZM23 173H21V174H24V173H26L25 172V169H24V171H22ZM33 172H35V171H33ZM58 172V171H57ZM56 172V173H57ZM67 172V171H66ZM70 172V171H69ZM93 172V171H92ZM91 171H90V173H92ZM94 172H95V170H94ZM95 172V173H96ZM19 174V176L20 177H18V174ZM38 173V172H37ZM51 173V172H50ZM61 173V172H60ZM76 174L77 173H79V172H75ZM84 173H86L85 171H84ZM98 173V172H97ZM257 173V174H258ZM6 174V173H5ZM61 174H64L63 172L61 173ZM71 174V173H70ZM79 174H81V173H79ZM86 174H89V173H86ZM93 174V173H92ZM99 174H100V172H99ZM99 174H96V176L98 175V176H102V175H99ZM131 174V175H130ZM146 174H149V175H146ZM163 174H165L164 176H163ZM256 174V175H257ZM9 175V174H8ZM17 175V176H16ZM58 175V174H57ZM69 175V174H68ZM81 175H83V172H82V174ZM85 175V174H84ZM91 175V174H90ZM90 175H88V176H90ZM105 175H108V174H105ZM104 175V176H105ZM127 175V176H126ZM129 175V176H128ZM190 175H192V174H190ZM189 175V177H191ZM61 176V175H60ZM64 176V175H63ZM75 176H77V175H75ZM79 176V175H78ZM93 176V180H95L94 178H95V176L94 175H92ZM98 176H97V178H98ZM110 176V175H109ZM108 176V177H109ZM123 176L121 177L122 179H123ZM137 176V175H136ZM141 176V177H142ZM144 176V177H145ZM153 176V177H154ZM197 176V175H196ZM19 178V179H17L16 180V178ZM58 177H59V175H58ZM64 177H66V175L64 176ZM71 177H73L72 175H71ZM70 176H69V179L67 178V180H69V181H71L70 183H72V184H74L73 182L75 181H72V179H70L71 178ZM79 177H81V176H79ZM106 177V176H105ZM105 177H104V179H105ZM112 177V176H111ZM118 177V176H117ZM116 177V178H117ZM141 177L139 178V179H141ZM152 177V176H151ZM157 177V176H156ZM194 176L192 175V178H193ZM259 177V176H258ZM41 178H43V179H41ZM57 178V177H56ZM66 178H64V180L66 179ZM78 178V177H77ZM100 178H102V177H100ZM110 178V177H109ZM115 178V177H114ZM119 178V177H118ZM143 178V177H142ZM178 178H181V177H178ZM177 178V179H178ZM187 178V177H186ZM53 178H52V180H54ZM59 179H60V177H59ZM75 179V178H74ZM81 179V178H80ZM83 179H84V182L86 181L87 182V180L83 177ZM160 180H161V178H159ZM165 179H167V178H165ZM176 179V178H175ZM182 179V178H181ZM184 180H185V178H183ZM196 179V178H195ZM63 180V178L61 177V181ZM63 180V182L62 183H64L65 181ZM67 180H66V183H67ZM82 180V179H81ZM98 180L100 181L101 180V182H102V180L103 179H99L98 178ZM98 180H95L96 182H98ZM159 180V183L161 182ZM168 180H169V178H168ZM170 180H173V179H170ZM50 181H51V179H50ZM50 181L48 182V183H50ZM56 182L58 181V179L57 180H55ZM68 181V182H69ZM78 181H80L79 179H78ZM162 181H165L166 182V180H162ZM176 181V180H175ZM197 181V180H196ZM52 182V181H51ZM56 182H55V187H57V189H59L60 188V190H61V187H58V186H56ZM75 182H77V181H75ZM81 182H83V181H81ZM100 182V183H101ZM165 182H162L161 184H158L157 182V185L156 184H154V186H153V184L151 185L150 183V185L149 184H147V183H145L146 184V186H153V187H149V188H147L146 187V189L144 188V189H142L143 187H145V186H143V185H145V184H140V185H142L143 187L140 189V190H137L138 192H135L136 190H134L133 192H135V193H133V195H131V197L129 196V198H127V199H125V201L123 200V202H119L120 203V205L119 206H116L117 204H115V206L113 205L114 204V201H112V205L113 206H108V207H105V208H103L102 207V205H104L103 203H101V202H99L100 204H99V206L101 205V207L102 208H100V207H98V205H96V208H100L99 210H97L96 211V209H94V211L92 210L95 206H94V203L96 204L98 201L96 200V199H94V198H92V199H94L93 200V202H92V200L90 201V202H92L93 203V208H91L89 205H87V206H89L91 209H89V211L91 212V210L94 212V214L91 212H85L87 215L90 213V216H91V214H93V215H95V216H97V219L98 220H100L98 217H100V218H102L101 216H106V215H113L114 216V214H117V212H122V210L123 209H125V207H126V205L127 204H133V205H141V206H148L149 208L150 207H154V209H155V207H157L156 209H158V206H161L163 203H165V201L164 200H166L167 202H170L174 197H176V196H181V195H187V196H190V195H192L193 193L194 194H196V192L200 189V187L199 186H201L202 184L201 183H199V184H196V185H198V187H196L195 188V190H193V185L189 182V181H177V183H173V184H169V183H171V182H169V183H165ZM168 182V181H167ZM21 183V182H20ZM61 183V182H60ZM66 183H64V185H66ZM69 183V184H70ZM87 183H89V180H88V182ZM32 184V185H33ZM34 184V185H35ZM68 184V183H67ZM72 184H70V185H72ZM90 184H91V182H90ZM99 184V183H98ZM105 184H107V183H105ZM105 184H103L102 183V185H105ZM48 185H50L49 187L50 188H52V186H54V182L52 183V184H48ZM48 185L46 184V186L48 187ZM60 185V184H59ZM62 185V184H61ZM75 185V184H74ZM79 185H81V183H79L78 182V185L77 186H79ZM83 185V184H82ZM81 185V186H82ZM86 185V183H84V187H86L85 186ZM94 185V186H93ZM92 186H93V188H92V190L93 189H95V188H97L96 186H98V185H95V184H93ZM101 184H99V186H100ZM107 185H109V183L107 184ZM107 185H105V187L107 186ZM156 185V186H155ZM257 185V184H256ZM46 186L45 187H43L44 189L46 188ZM89 186V185H88ZM99 186H98V190L99 189H101V188H99ZM19 187V188H18ZM28 187H30V186H28L27 185V187H26V190H27V188ZM48 187V188H49ZM54 187V189H56ZM62 187H63V185H62ZM83 187V186H82ZM103 187V186H102ZM18 188V189H17ZM23 188V189H22ZM21 189L24 191V186L22 187ZM32 188H33V186H32ZM36 188V187H35ZM40 188V187H39ZM42 188V187H41ZM47 188V189H48ZM49 188V189H50ZM90 188H91V185H90ZM90 188H89V190H90ZM104 188V187H103ZM258 187L256 186V189H257ZM43 189V190H44ZM47 189H45V190H47ZM106 189H108V187H106ZM21 190V191H22ZM25 190V191H26ZM33 189H31V191H32ZM38 189L36 188V191H37ZM42 189H41V191H43ZM60 190H57V191H60ZM80 190L82 191V188L80 187V189H79V192H80ZM84 191H85V189H83ZM87 190V189H86ZM92 190H90L91 192H92ZM96 190V189H95ZM104 190V189H103ZM28 192L30 191V189L29 190H27ZM34 191V190H33ZM50 191V190H49ZM49 191H48V193L46 194V191H44L43 193H44V195L46 194V196L48 195L49 196ZM56 191V194L58 193ZM101 191V190H100ZM99 191V192H100ZM201 191L203 192H205V190L204 189H201ZM38 192V191H37ZM37 192H36V196H38L37 195ZM40 192V191H39ZM50 192H52V191H50ZM55 191L53 190V193H54ZM61 192H62V190H61ZM60 192V193H61ZM67 192H69V191H67ZM70 192H73V191H70ZM79 192H78V194H79ZM91 192H89L90 194H91ZM97 192V191H96ZM95 192V193H96ZM103 192H106V191H103ZM24 193H26V192H24ZM31 193V192H30ZM42 193V192H41ZM42 193V194H43ZM50 194L51 196H54V194ZM88 193V192H87ZM95 193H93V196H95L96 194ZM102 193V192H101ZM108 193V192H107ZM73 194V193H72ZM72 194H69V195H72ZM76 194H77V192H76ZM75 194V196H77ZM81 194H83V192L81 193ZM89 194V195H90ZM103 194V193H102ZM131 194V193H130ZM129 194V195H130ZM201 194V193H200ZM206 194V193H205ZM34 195V193H32V195H31V197ZM74 195V194H73ZM72 195V196H73ZM80 195V194H79ZM84 195H86L85 194V192H84ZM88 195V194H87ZM108 195H110V194H108ZM21 196H20V198H21ZM36 196H34V199L36 198ZM43 196V195H42ZM57 196V195H56ZM72 196H68V197H72ZM74 196V197H75ZM103 196V195H102ZM38 197V198H39ZM45 197V196H44ZM50 197V196H49ZM81 197H83L84 199H86L85 201H87V200H90V199H87V197L88 196H86V197H84V196H81ZM97 197H98V195H97ZM104 197V196H103ZM26 198H28V197H26ZM25 198V199H26ZM33 198V197H32ZM39 198V199H40ZM43 198V199H42ZM51 198V197H50ZM77 198V197H76ZM79 199H80V196L78 197ZM96 198V197H95ZM99 198V197H98ZM110 198V197H109ZM109 198H106L105 197V199H109ZM236 198V197H235ZM238 198V197H237ZM24 199V198H23ZM82 199V198H81ZM104 199V198H103ZM105 199L103 200V201H105ZM113 199V198H112ZM164 199V200H163ZM27 200V199H26ZM36 200V199H35ZM83 200V199H82ZM81 200V201H82ZM97 201V202H94V201ZM114 200V199H113ZM231 202H235V200H234V198H231V199H229ZM21 201V200H20ZM19 201V202H20ZM28 201V200H27ZM26 201V202H27ZM100 201H102V200H100ZM107 201H111V199L110 200H106V203H107ZM119 201H121V200H119ZM22 202H24V201H22ZM84 201H82L81 203H83ZM89 202V203H90ZM108 202V203H109ZM166 202V203H167ZM237 202H238V200H237ZM21 203V202H20ZM19 203V205H21ZM106 203H105V205H106ZM107 203V204H108ZM121 203H122V205H121ZM98 204V203H97ZM24 205V204H23ZM7 206V207H6ZM80 206H82V205H80ZM107 206V205H106ZM19 207V206H18ZM21 208H22V205L20 206ZM20 207H19V209H20ZM88 207V208H89ZM35 208H37V209H35ZM87 208V209H88ZM142 208V207H141ZM145 208V207H144ZM9 209H11V212H7V211H9ZM16 209V208H15ZM18 209V210H19ZM25 209V208H24ZM155 209V210H156ZM13 210V211H12ZM17 210V209H16ZM21 210V209H20ZM85 210V209H84ZM147 210H149V209H147ZM263 210V209H262ZM23 211H26V209L25 210H23ZM22 211V212H23ZM80 211V212H79ZM86 211V210H85ZM88 211V210H87ZM19 212H21V211H18V213ZM79 212V213H78ZM83 213H84V211H83ZM84 213V214H85ZM255 213V212H254ZM253 213V214H254ZM20 214H22V213H20ZM24 214V213H23ZM83 214V215H84ZM85 214V215H86ZM82 215V213L80 214V216ZM84 215V216H85ZM87 215H86V217H87ZM21 216H23V215H21ZM20 216V217H21ZM83 216V217H84ZM89 216V215H88ZM89 216V217H90ZM252 216V215H251ZM250 216V217H251ZM82 217V216H81ZM92 217V216H91ZM90 217V218H91ZM109 217V216H108ZM111 217V216H110ZM72 218V219H73ZM80 218V217H79ZM85 218V217H84ZM95 219H96V217H94ZM253 218H255V216L253 215V217H252V219L250 218V219H248V220H251L250 222L251 223H248V224H252L253 225V223H254V219ZM83 218H81V220H82ZM92 219H93V217H92ZM105 219V218H104ZM264 219V218H263ZM84 220V219H83ZM102 220V219H101ZM247 220V219H246ZM4 221V222H3ZM76 221H78V218H77V220H75V222ZM80 221V220H79ZM74 223V221H71V223ZM83 222V221H82ZM81 222V223H82ZM85 222V221H84ZM65 223V224H66ZM70 222H69V224H71ZM72 223V224H73ZM245 223V222H244ZM55 224V225H54ZM68 224V225H69ZM75 224V223H74ZM60 225V226H59ZM64 225V224H63ZM62 225V226H63ZM78 226L77 227H81L80 225H84V224H80L79 225V222H78V224H77ZM231 226L232 225H234V226H225L226 228V230L228 231V230H231L232 232L234 231H241L239 228H237L238 227V225L237 224H230ZM236 225H237V227H236ZM67 226V225H66ZM76 225H74V227H75ZM108 226H110L109 224H108ZM244 226V225H243ZM254 226V225H253ZM71 227H73V225L71 226ZM85 227V226H84ZM84 227H81V229H84ZM240 227V226H239ZM50 228H52V227H50ZM58 228H55V231L58 229ZM61 228V227H60ZM63 229L64 228H66L65 226L64 227H62ZM68 229H69V227H67ZM65 229L66 230V234H68L69 232H68V229ZM246 228V227H245ZM248 228V227H247ZM252 228V227H251ZM54 229V228H53ZM62 229V230H63ZM74 229V228H73ZM72 229V230H73ZM77 229V228H76ZM86 229H87V227H86ZM86 229H85V232H87L86 231ZM14 230V231H13ZM15 230H16V232H15ZM41 230V231H40ZM50 230H52V229H49V232H53V231H50ZM61 230V229H60ZM70 230V229H69ZM70 231V233L71 232H73V231ZM225 230V231H226ZM253 230V229H252ZM38 231H40V232H38ZM47 231V230H46ZM45 231V232H46ZM74 231H76V230H74ZM77 231L79 232V228L77 229ZM75 232L76 234H75V236L77 237L78 235V232ZM81 231H83V230H80V233H81ZM181 231V230H180ZM210 231H213V230H209V232ZM230 231V232H231ZM243 231V230H242ZM250 231H251V229H250ZM249 231V232H250ZM12 232H13V234H12ZM44 232V233H45ZM56 232H58V231H56ZM62 232V231H61ZM61 232H59V234L61 233ZM63 232H64V230H63ZM68 232V233H67ZM84 232V233H85ZM176 232V231H175ZM183 230L181 231V232H177V233H175V234H173V236L170 238V236H169V238L168 237H166V238H164V237H161V234L160 235H158V236H160V237H158L157 235V238H153L152 236H150V237H152V238H143V236H142V238H138L137 236V238L135 237V239H134V237L131 239V236H129L128 238H130V239H128V238H126L124 235V237L123 236H121V237H123V238H125V239H128V240H126V241H123V242H121V243H114V244H110L109 243V245H105L104 246V244H103V246H102V248L103 249H98L97 250V248L100 246V245H98V247L96 248V251L95 250H91L92 252H90L91 253V255H90V257L92 258V260L96 263V264H192V263H194L195 264V262H198L199 261V259H201V260H204V258L203 257H205L207 254H209V253H211L213 250H214V252H215V248H213L212 247V242H214V240H215V238L216 237H213L214 235H215V231L213 232L214 233V235H213V233H210V234H208L209 236L208 237H204V238H199L198 236H196L193 232L192 233H188V231H184L183 233ZM189 232H191V231H189ZM244 232V231H243ZM252 232H254V230L252 231ZM252 232H250L251 234H249L248 236H252ZM31 233H29V234H31ZM35 233H33V235H38V234H35ZM46 233H48V231L46 232ZM79 233V234H80ZM84 233H82V235L84 234ZM236 233H238L239 234V232H236ZM242 233V232H241ZM18 234V233H17ZM16 234V235H17ZM26 234V233H25ZM25 234H23V235H25ZM59 234H58V236H59ZM244 233H242V236H240L239 238H241V237H243V236H245V235H243ZM27 235V234H26ZM24 236V237H27V236ZM32 235V236H33ZM69 235V234H68ZM72 235V238H73V235L74 234H71ZM81 235V234H80ZM79 235V236H80ZM237 235V234H236ZM31 236V235H30ZM29 236V237H30ZM57 235H56V238L58 237ZM64 236V235H63ZM155 236V237H156ZM216 236H217V234H216ZM238 236V235H237ZM60 237H61V235H60ZM66 237H68L67 235L65 236V238ZM76 237H74L73 238V240L76 238ZM218 237V236H217ZM222 236H220V239L222 240L223 238H221ZM69 238H71V236L69 237ZM71 238V239H72ZM214 238V239H213ZM58 239H60V238H58ZM220 239L218 240V241H220ZM251 240H252V238H250ZM65 240H68V239H65ZM70 240V239H69ZM124 240V239H123ZM247 240H249V237H247ZM121 241V240H120ZM224 241V239L222 240V242ZM221 242V243H222ZM225 242V241H224ZM223 242V243H224ZM251 241L249 240V243H250ZM222 243V244H223ZM227 243V242H226ZM225 244V243H224ZM222 245L223 247H225L224 249H225V254L228 252V250H229V246H227L228 247V249H227V247H226V244L225 245ZM251 244V243H250ZM260 245V244H259ZM216 246V245H215ZM221 246V248H223ZM234 247V246H233ZM233 247L231 248L230 247V249L232 250L233 249ZM237 247V246H236ZM100 248V247H99ZM218 248V247H217ZM216 248V249H217ZM234 249H235V247H234ZM89 250V249H88ZM88 250H86L87 252H89ZM179 251V252H177V253H171L172 251ZM223 250V249H222ZM231 250H229L230 251V253H231ZM86 251H84V252H86ZM95 251V252H94ZM224 252H223V254H224ZM229 253V252H228ZM21 254V253H20ZM214 254V253H213ZM212 254V255H213ZM224 254V255H225ZM87 255V254H86ZM227 255H230V254H227ZM232 255V254H231ZM27 256V255H26ZM88 256H89V254H88ZM88 256H86V257H88ZM208 256V255H207ZM206 256V257H207ZM210 256V255H209ZM226 256V255H225ZM205 257V258H206ZM233 258H234V256H233ZM232 258V259H233ZM250 257H249V255L247 256L246 255V257H245V261L244 262H246V264H250V260L251 259H249ZM24 259V257L22 256H20V258H19V261L20 262H17V263H22V264H36V262H30V261H25L26 263H23V260ZM225 259H227L226 257H225ZM230 257H228V259H227V262H228V264H234V262H233V260H232ZM30 260V259H29ZM56 259H54L53 261L54 262H56L55 261ZM68 259H66V261H67ZM196 260V261H195ZM198 260V261H197ZM217 260V259H216ZM65 260H64V262L65 263H63L62 261L61 262H57V263H54V264H71V263H68V261L66 262ZM69 261H73V260H69ZM90 261H91V259H90ZM200 262V261H199ZM217 263H219L218 262V260L216 261ZM227 262H226V264H227ZM52 263V262H51ZM93 263V262H92ZM216 263V264H217ZM236 263V262H235ZM253 264H264V255H261V256H259L258 258H256L254 261H253Z\"/></svg>", "mask_w": 264, "mask_h": 264}, {"label": "crops", "instance_id": "0c3cea01", "mask_svg": "<svg viewBox=\"0 0 264 264\" xmlns=\"http://www.w3.org/2000/svg\"><path fill=\"white\" fill-rule=\"evenodd\" d=\"M59 37L56 29L40 24L13 23L2 34L3 57L10 63H23L35 59ZM263 209V208H262ZM264 209L256 229L264 237ZM264 252V239L255 253Z\"/></svg>", "mask_w": 264, "mask_h": 264}]
</instances>
